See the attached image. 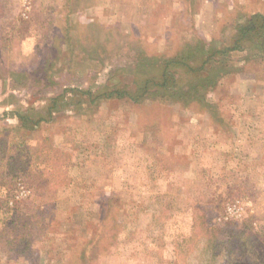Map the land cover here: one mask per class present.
<instances>
[{
	"label": "rangeland",
	"instance_id": "obj_1",
	"mask_svg": "<svg viewBox=\"0 0 264 264\" xmlns=\"http://www.w3.org/2000/svg\"><path fill=\"white\" fill-rule=\"evenodd\" d=\"M257 14L0 0V264H264Z\"/></svg>",
	"mask_w": 264,
	"mask_h": 264
},
{
	"label": "trees",
	"instance_id": "obj_2",
	"mask_svg": "<svg viewBox=\"0 0 264 264\" xmlns=\"http://www.w3.org/2000/svg\"><path fill=\"white\" fill-rule=\"evenodd\" d=\"M257 17H259L258 14L255 17L252 16L251 18H249L247 24H244L243 26H241L242 32H240V33L243 36H246L247 35V31L248 30H252V32L253 31H256L255 33H258V32L264 33V19L263 20L260 19L261 22L257 24L254 21V18H257ZM236 41H237V45H238V43L241 42V37H238L237 36ZM174 58L175 57H173L172 59H169V60H174ZM175 60L176 61H179L178 59H175ZM169 63L170 62H167L166 65H168ZM164 67H165V65H164ZM148 81H149L148 79L144 80L143 85L145 87H147ZM158 83L163 85V84H166V81L162 80V82H158ZM142 90H143V88L141 87V85H139V88L136 89V91H134V92H129L130 90L125 91L123 89H117V90H110L107 94L109 96H111V97H120V96H123V95H128L131 99H134L135 100V99L138 98V96L142 92ZM96 95H98V94H96ZM96 95H94L93 97H96Z\"/></svg>",
	"mask_w": 264,
	"mask_h": 264
},
{
	"label": "clouds",
	"instance_id": "obj_3",
	"mask_svg": "<svg viewBox=\"0 0 264 264\" xmlns=\"http://www.w3.org/2000/svg\"><path fill=\"white\" fill-rule=\"evenodd\" d=\"M34 43H35L34 39L29 41L28 47L26 49V54H31Z\"/></svg>",
	"mask_w": 264,
	"mask_h": 264
}]
</instances>
